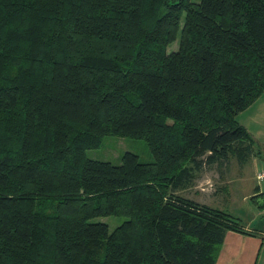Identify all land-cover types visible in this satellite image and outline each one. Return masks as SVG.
<instances>
[{"label": "trees", "instance_id": "trees-1", "mask_svg": "<svg viewBox=\"0 0 264 264\" xmlns=\"http://www.w3.org/2000/svg\"><path fill=\"white\" fill-rule=\"evenodd\" d=\"M263 91L264 0H0V264H214L253 232L179 193L250 158ZM104 136L152 161L86 158Z\"/></svg>", "mask_w": 264, "mask_h": 264}, {"label": "rangeland", "instance_id": "rangeland-1", "mask_svg": "<svg viewBox=\"0 0 264 264\" xmlns=\"http://www.w3.org/2000/svg\"><path fill=\"white\" fill-rule=\"evenodd\" d=\"M197 2L198 0H191ZM176 40L169 45L167 51L175 50ZM264 106V91L245 109L236 115V120L246 126L252 139V154L242 163L233 158L222 165H208L195 174L191 185L179 194L196 202L220 209L237 218L241 224L250 223L253 227L264 224V196L257 195V188L264 190V181L256 182L254 176L257 170L264 168V119L253 120L252 112ZM131 152L139 162H151L152 157L142 139L104 136L97 148L85 151L86 158L108 161L118 164L123 152ZM254 215V217H251ZM125 218L123 216H98L89 222H103L111 231Z\"/></svg>", "mask_w": 264, "mask_h": 264}, {"label": "crops", "instance_id": "crops-1", "mask_svg": "<svg viewBox=\"0 0 264 264\" xmlns=\"http://www.w3.org/2000/svg\"><path fill=\"white\" fill-rule=\"evenodd\" d=\"M250 118L264 119V106L255 109ZM255 193L259 195L264 190L257 188ZM242 225L253 234L225 231L214 264H264V224L259 223L253 227H250V223Z\"/></svg>", "mask_w": 264, "mask_h": 264}, {"label": "built area", "instance_id": "built-area-1", "mask_svg": "<svg viewBox=\"0 0 264 264\" xmlns=\"http://www.w3.org/2000/svg\"><path fill=\"white\" fill-rule=\"evenodd\" d=\"M256 182H262L264 181V168H260L259 170H257V172L255 173L254 176Z\"/></svg>", "mask_w": 264, "mask_h": 264}]
</instances>
